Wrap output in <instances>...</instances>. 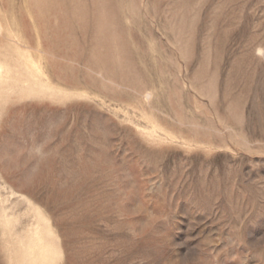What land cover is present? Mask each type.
Returning <instances> with one entry per match:
<instances>
[{
  "label": "rangeland",
  "instance_id": "1",
  "mask_svg": "<svg viewBox=\"0 0 264 264\" xmlns=\"http://www.w3.org/2000/svg\"><path fill=\"white\" fill-rule=\"evenodd\" d=\"M0 21L73 93L0 97V264L34 208L58 264H264V0H0Z\"/></svg>",
  "mask_w": 264,
  "mask_h": 264
},
{
  "label": "bare ground",
  "instance_id": "2",
  "mask_svg": "<svg viewBox=\"0 0 264 264\" xmlns=\"http://www.w3.org/2000/svg\"><path fill=\"white\" fill-rule=\"evenodd\" d=\"M4 29L7 31V42L5 49L0 51V97L7 96L15 90L23 94L41 93L52 97L73 94L62 89L63 87L60 88L54 85L55 82L46 77L39 62L27 50L28 48H25L28 43L20 31L11 27L5 28L0 21V33L4 32ZM33 49L36 50V48ZM34 210L37 216V224L22 237L18 250L20 251V257L17 264H58L62 253L58 239L44 214L37 208H34ZM2 222L5 227L10 226L9 220L4 219Z\"/></svg>",
  "mask_w": 264,
  "mask_h": 264
}]
</instances>
